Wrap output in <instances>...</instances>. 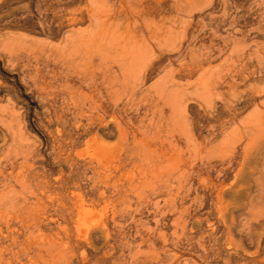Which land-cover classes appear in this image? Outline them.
<instances>
[{
	"label": "bare ground",
	"instance_id": "bare-ground-1",
	"mask_svg": "<svg viewBox=\"0 0 264 264\" xmlns=\"http://www.w3.org/2000/svg\"><path fill=\"white\" fill-rule=\"evenodd\" d=\"M131 1L135 8L128 12L95 7L87 11L88 30L74 31L82 18L71 16V35L56 42L33 43L25 64H20V42L13 47L12 66L18 71L21 66L23 74L19 81L37 99L51 127L49 155L57 171L49 176L35 172L27 145L21 143L19 152L12 151L8 133L0 132V264H70L65 250L58 251L62 254L58 258L51 250L45 254L34 250L33 233L39 231V218L53 205L55 212L69 216L89 214L83 208L87 201L78 193L85 179L90 206L96 198L121 205L133 201L132 197L141 205L158 207L163 215L176 214L177 240L194 241L206 264L217 260L233 264L232 256L246 255V242L257 245L249 255L251 263L264 262V250L253 234L254 225L264 218V90L239 91L234 81L230 100H243L233 106L227 102L228 113L218 111L211 121L192 119L188 114L194 74L191 60L181 59L177 71L169 64L153 81L162 55L156 32L160 6L157 0ZM122 18L141 21L135 37L112 38L110 29ZM49 34L56 32L50 29ZM242 70L244 80L253 78L255 69ZM210 78L199 76L194 82L201 113L212 99L214 80ZM257 97L262 98L257 101ZM251 105L255 109L243 115ZM104 136H114L118 145L105 143ZM212 171L221 176L235 172L234 181L227 187L223 181L216 183ZM205 184L218 190L219 214L227 228L223 237L214 232L210 246L206 245L209 236L188 231L185 206L192 191ZM100 187L103 190L96 194ZM81 225L76 228L79 236ZM66 232L64 236L55 233L49 245L66 239L69 246ZM221 245L226 246V254ZM158 256L155 264H168Z\"/></svg>",
	"mask_w": 264,
	"mask_h": 264
},
{
	"label": "rangeland",
	"instance_id": "rangeland-1",
	"mask_svg": "<svg viewBox=\"0 0 264 264\" xmlns=\"http://www.w3.org/2000/svg\"><path fill=\"white\" fill-rule=\"evenodd\" d=\"M127 1L123 0L120 3L119 0H0V132L8 133L12 151L19 152L18 146L21 143L27 145L29 162L35 172L49 176L57 171V166L49 155L51 140L48 132L51 127L48 128L45 114L37 99L27 93L28 88L26 89L19 81V77L23 76L21 66L19 71L12 66L11 56L15 53L16 44L18 45L19 41L22 46L20 64H25L36 43L56 42L71 35L68 32V27H72L71 16L78 14V18H82V21L73 27L74 31L88 30L90 26L87 16L93 7L128 12L129 9L135 8V5L131 0L129 3ZM157 2L160 12L156 32L162 45V55L158 63L159 72L153 81H157L164 74L169 64L177 71L181 59H190L194 74L191 79L192 94L188 99V114L192 119L211 121L218 115L215 113L227 109L229 103L233 106L243 100L242 98L230 100V86L234 81L239 91L264 90V80L259 82V78L264 74V0H157ZM136 20L122 18L115 22L110 29L112 38L135 37L134 32L141 25V21ZM50 29H54L56 35L51 36ZM244 67L249 69L247 72L255 69L253 78L244 80L246 77V71L244 73L242 70ZM240 70L241 73H237ZM198 75L204 76L205 79L211 77L214 83L217 81L213 83L212 99L208 103L210 106L204 113L198 109L202 102L195 97ZM178 77L179 74H176V82L180 83ZM257 98L256 100L260 101L262 97ZM254 109L255 106L251 105L243 115L251 113ZM227 111L228 109L223 112L228 113ZM104 142L110 146L118 145L114 136H104ZM80 172L82 180L85 178L83 169ZM210 174L214 182L223 181L227 187L234 181L235 172L228 171L225 176L214 171ZM80 184L78 193L90 203L91 191L86 179ZM101 190L102 187L96 189L95 193ZM191 197L185 203L188 208V231L194 236H209L210 239L206 238V245L210 246L213 244L211 238L213 234L215 236L214 232L222 237L227 233L219 214L218 190L208 184L203 187L197 186ZM129 200L133 201H126L120 205L110 202L108 198H96L95 202H91V206L87 203L83 206L89 214L77 215L75 212L74 216H69L66 212H55L57 206L53 205L50 212L38 220L42 235H38L39 231L35 229L33 249L40 250L42 254H45L46 250H51L53 251L51 254L56 253V258L62 255L60 252L57 254L58 251L65 250L70 264H155L158 255L168 264H206L201 261L198 245L194 241L177 240L174 234L176 214L163 215V211L152 204L141 205L132 197ZM84 223L85 226L81 225ZM78 225H81V236L77 234ZM66 231L70 233L69 246L66 239L57 245H49L48 242L55 237V233L64 236ZM85 232L88 238L84 236ZM253 234L254 237H258L257 241H260V247L264 250V218L254 225ZM41 238L44 242H41ZM256 247V244L244 243L246 255L232 256L231 261L233 264H253L249 255ZM221 248L224 254L228 252L225 245H221ZM49 258L51 259V256ZM212 264L223 263L217 260Z\"/></svg>",
	"mask_w": 264,
	"mask_h": 264
}]
</instances>
